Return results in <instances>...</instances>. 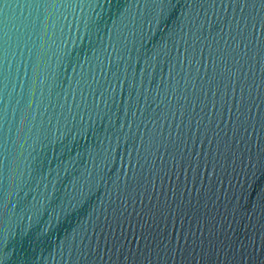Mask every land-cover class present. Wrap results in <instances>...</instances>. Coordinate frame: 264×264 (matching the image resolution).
I'll list each match as a JSON object with an SVG mask.
<instances>
[{"label":"water","instance_id":"1","mask_svg":"<svg viewBox=\"0 0 264 264\" xmlns=\"http://www.w3.org/2000/svg\"><path fill=\"white\" fill-rule=\"evenodd\" d=\"M0 264H264V0H0Z\"/></svg>","mask_w":264,"mask_h":264}]
</instances>
